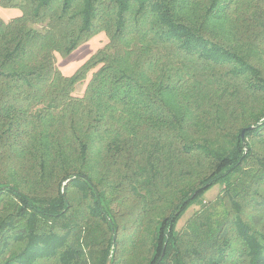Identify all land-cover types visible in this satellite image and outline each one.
<instances>
[{
	"label": "trees",
	"instance_id": "16d2710c",
	"mask_svg": "<svg viewBox=\"0 0 264 264\" xmlns=\"http://www.w3.org/2000/svg\"><path fill=\"white\" fill-rule=\"evenodd\" d=\"M0 5L21 12L0 19V264H132L131 199L163 205L139 264H264V0ZM100 33L64 77L56 54Z\"/></svg>",
	"mask_w": 264,
	"mask_h": 264
},
{
	"label": "rangeland",
	"instance_id": "374dc122",
	"mask_svg": "<svg viewBox=\"0 0 264 264\" xmlns=\"http://www.w3.org/2000/svg\"><path fill=\"white\" fill-rule=\"evenodd\" d=\"M20 14L21 12L17 8L3 7L0 5V19L2 21L8 22L10 19L17 17ZM106 43V35L104 33H100L88 41L81 43L68 54L57 53V69L64 77H72L83 65L89 63ZM94 72L95 68L89 70L85 73L84 78L75 84L73 93L74 96L79 98L83 97ZM220 190L221 186L215 185L210 190H208L204 194L203 199H201L204 202L214 201L217 195L220 193ZM115 205H113L114 210H116ZM136 205V200L133 199L130 201L127 200L124 205H121V203L118 204L119 215L122 217V229L119 230L120 238L117 256L123 258V261H128L132 264L141 263L142 259H144L146 256V251L149 248V242L151 238L149 231L152 228V222L150 221L156 216L155 213L160 211L159 208L161 209L160 213L163 212V205L154 204L148 212H142L140 207H136ZM198 208L199 206L195 204L189 207L178 222L177 229H180L185 224L187 219ZM135 210L137 214L136 216ZM136 227H139L141 231L140 233L135 232Z\"/></svg>",
	"mask_w": 264,
	"mask_h": 264
},
{
	"label": "water",
	"instance_id": "95a60500",
	"mask_svg": "<svg viewBox=\"0 0 264 264\" xmlns=\"http://www.w3.org/2000/svg\"><path fill=\"white\" fill-rule=\"evenodd\" d=\"M249 129H252V127H250ZM243 133H244V130L242 131V135H243Z\"/></svg>",
	"mask_w": 264,
	"mask_h": 264
}]
</instances>
